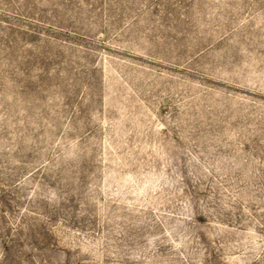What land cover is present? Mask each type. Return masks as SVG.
<instances>
[{
    "label": "rangeland",
    "instance_id": "obj_1",
    "mask_svg": "<svg viewBox=\"0 0 264 264\" xmlns=\"http://www.w3.org/2000/svg\"><path fill=\"white\" fill-rule=\"evenodd\" d=\"M0 264H264V0H0Z\"/></svg>",
    "mask_w": 264,
    "mask_h": 264
}]
</instances>
